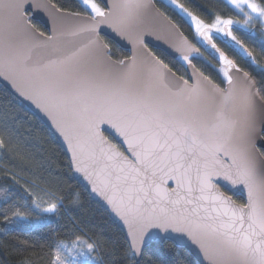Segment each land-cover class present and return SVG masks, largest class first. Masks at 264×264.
<instances>
[{
  "label": "snow or ice",
  "instance_id": "obj_1",
  "mask_svg": "<svg viewBox=\"0 0 264 264\" xmlns=\"http://www.w3.org/2000/svg\"><path fill=\"white\" fill-rule=\"evenodd\" d=\"M79 3L85 12L70 14L40 0H0V78L50 120L71 149L69 170L82 173L127 226L125 244L106 248L73 220L74 239L48 244L50 264H78L69 256L101 251L109 259L89 264H264V68L257 82L214 41L230 38L256 63L233 26L254 29L264 53V0H230L243 20L197 15L172 0L190 18L193 39L215 50L220 66H210L220 83L196 69L192 61L203 53L186 39L172 54L192 69L191 81L148 46L146 37L155 35L149 12L179 28L152 0ZM45 10L51 34L33 23ZM108 34L126 42L131 55L114 49ZM42 195L53 202L43 207ZM64 199L40 188L30 203L39 218L58 213Z\"/></svg>",
  "mask_w": 264,
  "mask_h": 264
},
{
  "label": "trees",
  "instance_id": "obj_2",
  "mask_svg": "<svg viewBox=\"0 0 264 264\" xmlns=\"http://www.w3.org/2000/svg\"><path fill=\"white\" fill-rule=\"evenodd\" d=\"M65 11L85 12L79 0H51ZM197 15H208L216 11L218 14L243 20L244 17L225 0H179ZM259 2V0H258ZM158 7L171 18L182 32L199 48L203 57L193 59V63L207 76H211L217 83L213 67L220 65L206 52L205 48L192 37L186 14H184L172 0H158ZM86 14V13H85ZM42 31L48 32L39 22L33 21ZM260 24L256 25L259 28ZM233 34L243 40L252 52V59H244L228 44L225 37H214V41L233 59L240 68L256 79H261V69L264 68V53L259 46V34L254 29L244 28L240 24L233 26ZM106 39L114 49L123 55H130L126 49L118 46L114 41ZM157 56L169 63L170 67L184 78H188L187 67H180L185 62L182 58H173L162 50L153 49ZM210 62V63H209ZM225 87V84H221ZM108 138L121 147L118 142ZM11 137V142L9 138ZM0 138L5 140V146H0V264H50L48 244L53 240L69 242L74 239L70 235L73 229L72 221L80 222V227L92 233L106 247L123 246L125 235L118 223L104 209L93 200L88 191L74 178L69 170V159L53 132L42 120L12 92L0 82ZM15 177V179H13ZM23 177V179H21ZM32 181L33 183H27ZM37 185L38 187H34ZM40 188L48 189L57 196H64V206L58 213H43L37 217V209L30 203V196ZM74 190V195L69 190ZM43 207L53 202L48 195H42ZM238 202H245L241 196H236ZM75 201V203H74ZM83 205L80 207L79 205ZM14 212H21L25 218H13ZM5 214L8 220H5ZM86 239V237H83ZM89 243H94L89 240ZM69 246L71 244L69 243ZM70 260L78 264H89V261L105 260L109 258L103 251L94 257L85 255H71Z\"/></svg>",
  "mask_w": 264,
  "mask_h": 264
},
{
  "label": "water",
  "instance_id": "obj_3",
  "mask_svg": "<svg viewBox=\"0 0 264 264\" xmlns=\"http://www.w3.org/2000/svg\"><path fill=\"white\" fill-rule=\"evenodd\" d=\"M158 0H152L153 5L155 6V8L158 10V12L162 13L164 17H168L156 4ZM41 4H45V5H55L51 0H40ZM57 6V5H55ZM58 7V6H57ZM31 11V10H29ZM70 14H75L74 12H70V11H66ZM169 18V17H168ZM171 19V18H170ZM33 21L39 22L40 24H42L45 29L48 31L49 34H51L50 32V28L48 26V12L47 10L45 11H38L35 14V17L33 19ZM172 22H174L171 19ZM175 23V22H174ZM146 24L149 27L150 30H153L155 32V35H150L148 37H146L145 42L148 43V46L153 50V49H158V50H162L165 53H167L168 55H170L173 58H182V55L179 53H176L175 55H173V49H172V45L179 43L182 39H186L187 41H189L191 44H193L195 47L199 48L196 44H194L183 32L180 28H178V30L174 31L168 28L167 23L165 21L164 18L162 17H158L156 16L154 13L149 12L147 14V19H146ZM176 24V23H175ZM177 25V24H176ZM107 38L111 39L112 41H114L118 46H120L123 49H126L130 52V46H125L126 42H123L122 40H120L119 38L114 37L111 34L106 35ZM225 39L227 40L228 44L230 45V47L238 54L240 55L242 58L244 59H250L247 56V53H245L242 49H240L239 47H235L233 46L232 43H230V38L225 37ZM216 43V42H215ZM217 47L222 50L223 52H225L217 43H216ZM206 52L214 59V61L216 63H219L218 59L216 58V52L215 50L211 49L208 45H204ZM250 51V50H249ZM154 52V51H153ZM226 53V52H225ZM227 54V53H226ZM131 55V52H130ZM228 55V54H227ZM253 56V54H252ZM229 59H233L231 56L228 55ZM193 63V62H192ZM194 64V63H193ZM195 65V64H194ZM196 66V65H195ZM196 69H198L199 71H201L197 66ZM174 71V70H173ZM188 74L192 71L191 68H187ZM245 71V70H244ZM175 72V71H174ZM202 72V71H201ZM246 72V71H245ZM176 73V72H175ZM177 76H180L179 74L176 73ZM205 76H207L204 73ZM186 79V78H185ZM192 77L191 75H189L188 80L191 81ZM0 82L10 91L15 95V92L13 91V89L10 87V83L6 80H4L3 78H0ZM16 96V95H15ZM20 100V99H19ZM21 102H23L28 108H30L41 120L42 122H44V124L46 126H48V128L53 132V134L57 137V139L59 140L60 144L62 145L69 161L71 158V149L68 147L67 142L63 139V137L54 129V127L52 126L50 120L44 116L43 113L39 112L35 106L33 104H31L30 102L26 101V100H20ZM105 135H110L111 137H113L118 144L121 146L119 147L121 151L124 150L125 146L123 144L120 143V140L113 136L109 131H105ZM108 137V136H107ZM109 139V138H108ZM115 144V143H114ZM73 172V176L74 178L88 191V193L90 194L91 198L93 200H95L97 203L100 204L101 207H103L104 209L108 210L109 215L111 216V218L116 221L119 225V227L122 229V231L124 232V235H126V231H127V226L124 225L121 221V219L119 218V216L110 209V206L105 205V202L102 200V198L98 197L95 193H92L89 189H90V183L89 181L86 179V177H84V175L82 173L76 172L74 170H72ZM222 189L226 192H228V194L230 196L233 197V199L235 200L236 196H241L244 198L245 197L242 193H240L239 191H229L227 188H224L223 185H221ZM246 202V201H245Z\"/></svg>",
  "mask_w": 264,
  "mask_h": 264
},
{
  "label": "rangeland",
  "instance_id": "obj_4",
  "mask_svg": "<svg viewBox=\"0 0 264 264\" xmlns=\"http://www.w3.org/2000/svg\"><path fill=\"white\" fill-rule=\"evenodd\" d=\"M228 4H230L233 8H235V6H233L231 3H230V0H225ZM236 9V8H235ZM241 15H243V17H244V19H245V16H244V14L243 13H241L238 9H236ZM187 16V15H186ZM187 18H188V20L190 21V18L187 16ZM191 22V21H190ZM240 26H242V27H244V28H247V27H245L243 24H240ZM219 38L220 37H222V35H217ZM203 47H204V45H203ZM205 48V47H204ZM186 79H188V78H186Z\"/></svg>",
  "mask_w": 264,
  "mask_h": 264
}]
</instances>
